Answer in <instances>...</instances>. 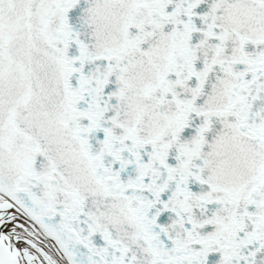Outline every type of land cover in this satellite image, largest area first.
I'll return each instance as SVG.
<instances>
[{
  "label": "snow or ice",
  "instance_id": "6c2138e0",
  "mask_svg": "<svg viewBox=\"0 0 264 264\" xmlns=\"http://www.w3.org/2000/svg\"><path fill=\"white\" fill-rule=\"evenodd\" d=\"M0 264H264V0H0Z\"/></svg>",
  "mask_w": 264,
  "mask_h": 264
}]
</instances>
